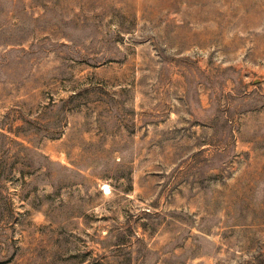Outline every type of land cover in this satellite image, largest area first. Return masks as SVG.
Wrapping results in <instances>:
<instances>
[{
  "label": "rangeland",
  "instance_id": "obj_1",
  "mask_svg": "<svg viewBox=\"0 0 264 264\" xmlns=\"http://www.w3.org/2000/svg\"><path fill=\"white\" fill-rule=\"evenodd\" d=\"M0 264H264V0H0Z\"/></svg>",
  "mask_w": 264,
  "mask_h": 264
}]
</instances>
